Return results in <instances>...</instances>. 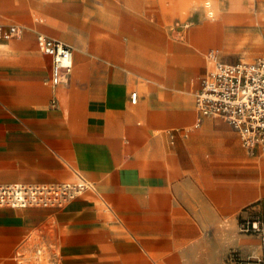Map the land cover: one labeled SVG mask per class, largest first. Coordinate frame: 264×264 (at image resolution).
Here are the masks:
<instances>
[{
  "label": "crops",
  "instance_id": "1",
  "mask_svg": "<svg viewBox=\"0 0 264 264\" xmlns=\"http://www.w3.org/2000/svg\"><path fill=\"white\" fill-rule=\"evenodd\" d=\"M88 2L86 36L68 39L33 19L65 24L46 12L58 4L0 0V26L21 29L0 38V184L82 176L94 185L60 208L0 206V264H205V252H187L206 248L208 184L231 183L245 156L240 135L197 110L198 56L183 59L177 47L168 63L143 57L151 53L141 41L156 37L144 34L157 28L143 0ZM206 24L194 35L204 42ZM39 33L72 47V72L59 85ZM42 243L45 261L28 258Z\"/></svg>",
  "mask_w": 264,
  "mask_h": 264
},
{
  "label": "rangeland",
  "instance_id": "2",
  "mask_svg": "<svg viewBox=\"0 0 264 264\" xmlns=\"http://www.w3.org/2000/svg\"><path fill=\"white\" fill-rule=\"evenodd\" d=\"M49 2L58 5L47 7L46 12L54 19H63L65 24H57L53 19L45 21L33 18L34 21L39 20L53 29L54 33L58 30V34L66 35L68 39L72 35L86 36V28L90 26L92 3L78 0L75 2L78 7H74L72 0ZM142 11L145 19L157 21V33L144 34L146 37H156L141 41L142 50L151 53L143 55L144 58L157 57L168 63L171 57L177 55V47L182 48L183 52L178 54L183 59L198 56L200 67L195 74L193 101L205 71L204 54L208 49H214L224 62L252 61L257 57H264V0H143ZM71 21L78 25L75 24L79 31L70 30ZM204 24V29L209 28L206 42L194 37L196 30ZM97 63L105 64L99 61ZM240 141L242 143L241 137ZM242 147L245 156L239 158L231 183L208 184V187L214 186L215 189L213 193L208 192L206 248L187 252L192 258L202 256L205 252V264H252L259 260L264 261V148L257 146L251 151L244 145ZM226 186L230 189L227 190ZM98 202L101 203L99 200ZM210 204L215 209L213 214H210ZM65 205L28 207L60 208ZM37 241L38 239L32 237L29 242L33 245ZM38 251L39 254H36ZM26 254L28 258L38 256L45 261L50 251L42 243Z\"/></svg>",
  "mask_w": 264,
  "mask_h": 264
},
{
  "label": "built area",
  "instance_id": "3",
  "mask_svg": "<svg viewBox=\"0 0 264 264\" xmlns=\"http://www.w3.org/2000/svg\"><path fill=\"white\" fill-rule=\"evenodd\" d=\"M20 34L19 26H0V38ZM36 44L41 52L51 57V84L65 82L73 63L71 45L41 33L36 35ZM206 57L210 68L201 78L200 89L195 95L197 110L201 115L220 118L230 124L251 151L257 146L264 148V57L229 63L222 61L214 49H209ZM130 98L134 103L137 93L131 92ZM92 189L94 185L82 176L57 183L4 184L0 185V206H62ZM252 264H264V261Z\"/></svg>",
  "mask_w": 264,
  "mask_h": 264
},
{
  "label": "bare ground",
  "instance_id": "4",
  "mask_svg": "<svg viewBox=\"0 0 264 264\" xmlns=\"http://www.w3.org/2000/svg\"><path fill=\"white\" fill-rule=\"evenodd\" d=\"M73 64V63H72ZM72 69V68H71Z\"/></svg>",
  "mask_w": 264,
  "mask_h": 264
}]
</instances>
